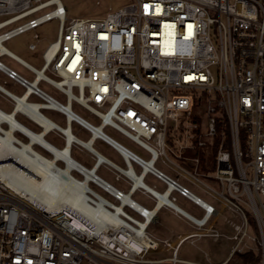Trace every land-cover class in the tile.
<instances>
[{
	"label": "built area",
	"instance_id": "2783aa9c",
	"mask_svg": "<svg viewBox=\"0 0 264 264\" xmlns=\"http://www.w3.org/2000/svg\"><path fill=\"white\" fill-rule=\"evenodd\" d=\"M52 20L59 21L58 37L42 53L41 69L2 51L6 41ZM4 56L34 74L29 81L0 60V70L26 89L37 81L30 96L54 100L39 88L49 83L67 103L101 120L96 125L74 112L91 134L124 149L141 173L173 185L203 215L185 216L197 231L179 236L175 245L146 230L147 241L128 214L121 217L134 227H95L71 212L58 217L31 206L0 182V264H201L178 252L186 241L204 238L235 243L221 264L243 254L264 264V0H133L104 17L70 20L62 0H0ZM107 127L149 159L108 135ZM186 184L241 223L227 218L230 234L205 228L217 210L202 206ZM121 194L112 197L118 201ZM160 242L173 255L151 260Z\"/></svg>",
	"mask_w": 264,
	"mask_h": 264
},
{
	"label": "bare ground",
	"instance_id": "6f19581e",
	"mask_svg": "<svg viewBox=\"0 0 264 264\" xmlns=\"http://www.w3.org/2000/svg\"><path fill=\"white\" fill-rule=\"evenodd\" d=\"M2 51L9 53L4 46H2ZM35 86H37V81L31 82L23 97H15L17 102L14 112L7 113L0 109V182L4 186L15 195L17 194L19 198L30 203L31 206L45 209L58 217L64 216L66 212H71L74 218L83 216L95 227H134L121 217L122 214H128L124 210L127 207L135 213H139L140 217L143 218L140 221L129 216L137 223V228L141 227L137 231L144 235L147 241L150 236L146 230L156 218V207H169L176 209L181 215L191 216L178 207L169 197L175 192L173 185L169 184L165 193L162 192L161 194L148 187L143 181V175L146 174L147 170L137 175L134 163L129 159L124 149H115L111 146L122 157L125 156L128 162V166L125 165L126 168H121L109 162L108 158L94 148L97 132L91 134L90 140L86 142L77 138L72 132L71 124L76 122L85 129L88 127L83 119H75V111L72 109L71 103L63 104L56 99L39 103L27 101V98L34 92ZM44 98L47 97L44 96ZM44 109L60 112L67 119L68 126L63 128L47 118L42 113ZM16 112H21L26 117H30L43 131L34 132L28 129L17 120ZM3 124L7 125V128H3ZM50 131H58L65 137V147L57 148L46 140L45 136ZM18 132L25 135L28 142L18 139L15 135ZM74 144L96 155L93 168L84 167L72 157V145ZM34 145L45 148L52 158L48 159V157L40 154L35 150ZM58 161L63 162L64 167H60L57 164ZM102 163L124 176H131L133 182L131 191L125 193L99 177L96 170ZM128 167H130L129 170ZM74 171L81 174L83 179L78 180L72 174ZM91 184L99 187L111 197H116L122 193L118 200L119 205L110 202L105 196L93 189ZM136 191H146L145 194L154 199L156 203L154 210H149L132 199V194ZM202 201L200 200L199 203L207 207L208 204ZM77 218L76 220H78ZM203 222L202 220L199 221L200 224Z\"/></svg>",
	"mask_w": 264,
	"mask_h": 264
},
{
	"label": "rangeland",
	"instance_id": "374dc122",
	"mask_svg": "<svg viewBox=\"0 0 264 264\" xmlns=\"http://www.w3.org/2000/svg\"><path fill=\"white\" fill-rule=\"evenodd\" d=\"M133 0H62L64 6L67 8V19H75V18H96V17H104L108 12H116L118 9L129 5L132 3ZM58 31H59V21L58 20H52L50 22H47L46 24L40 26L38 29L34 31L27 32L25 34L19 35L17 37H14L13 39H10L6 41L3 46L12 52L14 55L18 56L19 58H22L25 62L32 65L36 69H41V67L44 64V60L42 57V53L50 45V43L55 42L58 37ZM37 34L39 36V39H36L34 36ZM36 44L38 45L37 50L32 51L29 49L30 44ZM3 63H5L8 67H11L18 71V73L24 77H26L29 81L34 80V74L30 71H28L25 67H23L21 64L15 62L11 58L5 56L0 59ZM48 77H52L53 80H58L57 77L50 74V72L46 73ZM0 84L5 85L6 88L13 91L15 94L21 96L25 89L21 86H19L14 81L10 80L5 74L0 72ZM39 88L51 95L53 98H55L60 103L66 104V97L56 88L51 86L49 83L45 81H41L39 83ZM30 102H43L38 97L32 96L29 98ZM13 106L10 104L6 96L2 95L0 96V109H2L4 112L10 113ZM72 109L84 117L85 119L91 121L92 123L98 125L101 120H99L96 116L92 115L90 112H88L86 109L81 107L80 105L73 103ZM197 111H204L203 107H200L199 99L197 101ZM42 113L47 117L50 118L52 121L57 123L59 126L65 128L66 127V120L65 117L60 114L57 111L53 110H42ZM18 121H20L22 124L26 125L29 128L34 129V132H40V128L36 127L35 124H32L26 117L18 115L17 116ZM65 126V127H64ZM3 128H7V125L3 124ZM72 132L75 134L76 137H78L82 141H87L90 138V132L83 127L79 126L76 122H73L72 125ZM105 132L121 142L126 147L132 149L133 151L137 152L138 155L149 159V154L143 149L140 148L139 145L128 139L126 136L122 135L118 131L114 130L111 127H107L105 129ZM18 139H20L23 142H28V139L22 135V133L18 132L15 134ZM46 140L49 141L52 145H54L57 148H63L66 141L65 137H63L58 131H53L50 134L45 136ZM95 148L102 153L103 155L110 158L112 161L117 162L119 165L125 167V163L120 159L119 155L117 154V151L112 149L109 145H107L105 142L101 140H97L94 143ZM35 150H37L40 154H42L45 157L52 158L51 154L44 150V148L40 147L39 145L34 146ZM211 156L214 155L211 152ZM72 157L76 159V161H79L83 165H86V167L90 168L93 166L94 159L96 158L93 154H91L88 150H86L83 147H79L78 145H74L72 148ZM57 164H59L60 167H64V163L61 161H58ZM158 167H161V163L157 164ZM136 171L139 172L140 167L138 165H135ZM112 172L116 175L117 179L122 181L124 179V176L117 175L115 170L112 169ZM112 173V174H113ZM75 177L78 178V180L83 179L82 175L79 174L77 171H74L72 173ZM109 173L105 168H101L98 171V175L104 178L105 180L109 181L110 184L117 187L118 189H122L121 183L115 181L114 175ZM208 183H212L213 181L211 179L206 180ZM148 185L153 186L157 185L159 190L164 189V185L154 179L152 176L147 177L145 181ZM91 187L95 189L98 193L105 196L109 201L118 204V201H116L113 197L108 194H106L103 190H101L99 187L95 186L94 184H91ZM219 188V186H218ZM193 191L200 196L201 198L205 199L206 201H209L215 206L220 209V216L219 217H213L209 223L205 226V228H212L220 230L225 233H229L228 227L225 226L224 219L226 217H230L231 219L235 220L238 223H241L233 214L229 213L226 209L220 206L218 202H216L214 199L206 196L203 192L193 189ZM137 202L143 205L144 207L148 209L154 208L155 201L153 198H151L148 194H144L141 191H137L134 194L133 197ZM179 200L176 201L177 205L183 209H185L187 212L195 215L197 218H201L203 215V210L199 208L197 205L193 204L186 198L179 197ZM138 203V204H139ZM130 216L133 218L142 221L143 218L138 215V213H135L129 208L124 209ZM158 217L160 218L159 223H155L156 219L153 221V223L147 228V233L151 235L152 237L158 238L159 240L163 239H169V241L172 244H176L178 242V235L185 236L191 233L196 232L197 230L187 226L184 222H182L178 217H176L172 210L170 208H163L159 214ZM250 222L252 225H254L252 218L250 217ZM230 234V233H229ZM235 243L233 241H228L227 239H223L219 242L213 241L211 238H204V239H194V242L186 241L182 244V246L179 249L178 257L182 260L186 261H192L197 262L201 264H221L227 261L229 258L231 251L234 247ZM173 255V250H169L166 248V244L163 242H160V248L157 251H152L149 253L148 258L152 259H164L169 258ZM239 259V256H236L234 258V261L231 264H236Z\"/></svg>",
	"mask_w": 264,
	"mask_h": 264
},
{
	"label": "crops",
	"instance_id": "0c3cea01",
	"mask_svg": "<svg viewBox=\"0 0 264 264\" xmlns=\"http://www.w3.org/2000/svg\"><path fill=\"white\" fill-rule=\"evenodd\" d=\"M7 50V49H6ZM9 51V50H8ZM10 52V51H9ZM11 54H13L12 52H10ZM14 55V54H13ZM5 57V56H4ZM5 66H7V65H5ZM8 67V66H7ZM8 68H10V69H12V70H14V71H16L15 69H13V68H11V67H8ZM29 71V70H28ZM0 72H2L3 74H5L10 80H12V81H14L15 83H17L19 86H21L17 81H15L14 79H11L8 75H7V73L6 72H3V71H1L0 70ZM17 73H18V71H17ZM19 74V73H18ZM20 75V74H19ZM22 76V75H21ZM24 77V76H23ZM26 78V77H25ZM27 79V78H26ZM21 87H23V86H21ZM24 89H25V91H24V93L21 95V96H19V95H17V94H15L13 91H11L10 89H8V88H6L5 87V85H2V84H0V96H2V95H4V96H6V99H7V101L10 103V104H12V106H13V108H12V110H11V112L10 113H12V112H14L15 111V108H16V101H15V97H23V95L26 93V88L25 87H23ZM45 92V91H44ZM48 94V93H47ZM32 96H29L27 99V101H29V98H31ZM30 102V101H29ZM36 103H39V102H36ZM46 110V109H45ZM60 113V112H59ZM61 114V113H60ZM18 115H21V116H24V117H26L24 114H22L21 112H16L15 113V117L17 118V116ZM65 117V116H64ZM32 124H35V126L36 127H38V128H40V132L41 131H43V129H41V127L37 124V123H35V121H33V120H31L30 119V117H26ZM18 120V119H17ZM66 120V127L68 126V123H67V119H65ZM72 125H73V123L71 124V129L73 128L72 127ZM79 125V124H78ZM26 126V125H25ZM80 126V125H79ZM27 127V126H26ZM65 127V126H64ZM28 129H30V130H33L34 131V129H32V128H29V127H27ZM85 129V128H84ZM73 130V129H72ZM87 130V129H86ZM51 132H53V131H50V133ZM49 132L46 134V135H48V134H50ZM23 135V134H22ZM25 136V135H24ZM91 133H90V138H91ZM78 138V137H77ZM90 138H89V140H90ZM89 140H87V141H89ZM97 140H99V139H97ZM96 140V141H97ZM66 141V140H65ZM102 141V140H101ZM104 142V141H103ZM95 143V142H94ZM66 144V143H65ZM107 144V143H106ZM75 145V144H74ZM74 145H72V148H73V146ZM108 145V144H107ZM35 146V145H34ZM64 147H65V145H64ZM111 147V146H110ZM94 148H95V146H94ZM112 148V147H111ZM96 149V148H95ZM113 149V148H112ZM44 150H45V148H44ZM97 150V149H96ZM89 151V150H88ZM98 151V150H97ZM99 152V151H98ZM91 153V152H90ZM100 153V152H99ZM91 154H93V153H91ZM100 154H102V153H100ZM117 154L119 155V157H120V159L125 163V165H126V162H125V160H124V158L118 153V151H117ZM94 155V154H93ZM103 155V154H102ZM95 157H96V155H94ZM103 156H105V155H103ZM106 158H108L107 156H105ZM109 159V162H111V163H113V164H115V165H117L118 167H121V168H126V167H123V166H121V165H119L117 162H115V161H112L110 158H108ZM76 160V159H75ZM77 162H79V161H77ZM95 162H96V158L94 159V163H93V166H91L90 168H88V167H86V165H84V167H86V168H88V169H91V168H93L94 166H95ZM80 163V162H79ZM81 165H83L82 163H80ZM101 168H105L109 173H113L112 172V168L111 167H109V166H104L103 165V163L102 164H100L98 167H97V170H96V173L98 174V171L101 169ZM136 168V167H135ZM135 172H136V174L137 175H139L140 173H141V169L139 170V172H137L136 171V169H135ZM117 175H121L122 176V174H120V173H118V172H115ZM112 175H114V178H115V181H117V182H119V183H121V188L122 189H120V190H122V191H124L125 193H128V192H130L131 191V189L133 188V182H131V181H128L125 177H124V179L122 180V181H120V180H118L117 179V177H116V175L113 173ZM99 176V175H98ZM149 176H152L154 179H156L157 181H159L160 183H162L165 187H164V189L163 190H159L158 189V186L155 184V185H153V186H150V185H148L145 181H146V179H147V177H149ZM99 177H101V176H99ZM102 178V177H101ZM103 180H105L104 178H102ZM105 181H107V180H105ZM107 182H109V181H107ZM144 183L148 186V187H150V188H152V189H154V190H156V191H160V192H163V191H165L166 189H167V185L164 183V182H162V181H160L159 179H157L154 175H152V174H147V175H145V177H144ZM110 184V183H109ZM112 185V184H111ZM186 186L187 187H189L190 189H191V191L193 192V193H195L194 191H193V189H197L196 187H191V186H189L188 184H186ZM197 190H199V189H197ZM199 191H201V190H199ZM137 192V191H136ZM136 192H134L133 194H132V199L133 200H135L133 197H134V194L136 193ZM142 192V191H141ZM201 192H203V191H201ZM142 193H144V192H142ZM204 193V192H203ZM145 194V193H144ZM196 194V193H195ZM206 196H208V197H210L208 194H206V193H204ZM172 196L173 197H175L177 200H179L178 198L179 197H182V198H184V196H182V195H180L178 192H173L172 193ZM200 197V196H199ZM186 198V197H185ZM184 198V199H185ZM201 198V197H200ZM210 198H212V197H210ZM187 200H189L190 202H192L190 199H188V198H186ZM213 199V198H212ZM176 200V201H177ZM201 200H203L202 202H205V203H208V204H211V205H213V206H215V204H213V203H211V202H209V201H206L205 199H203V198H201ZM215 200V199H214ZM136 201V200H135ZM216 201V200H215ZM137 202V201H136ZM217 202V201H216ZM137 203H139V202H137ZM176 203V202H175ZM193 203V202H192ZM140 204V203H139ZM194 204V203H193ZM141 205V204H140ZM176 205H177V203H176ZM143 206V205H142ZM178 206V205H177ZM220 206L222 207V205L220 204ZM144 207V206H143ZM156 207V203L154 204V208ZM179 207V206H178ZM199 207V206H198ZM146 208V207H145ZM154 208H152V209H149V210H154ZM164 207H162V208H160V207H156V209H157V212H156V221H155V223H159V220H160V218L158 217V214H159V212L163 209ZM166 208V207H165ZM167 208H169V207H167ZM181 208V207H180ZM199 208H201V207H199ZM224 208V207H223ZM148 209V208H147ZM155 209V210H156ZM183 211H185L187 214H189V215H193V214H191V213H189V212H187L185 209H183V208H181ZM215 209L217 210V212H216V214H215V216L214 217H219L220 216V209H218L216 206H215ZM225 209V208H224ZM170 210H172V212H173V214L176 216V217H178L182 222H184L187 226H189V227H191L190 226V224L188 223V221L185 219V216L184 215H181V214H179V213H176L175 211H174V209H172V208H170ZM201 210H203L202 208H201ZM195 216V215H194ZM213 218V217H212ZM211 218V219H212ZM227 218H229V217H226L225 219H224V223H225V226L226 227H228V225L226 224V219ZM210 219V220H211ZM210 220H209V222H210ZM208 222V223H209ZM153 223V222H152ZM151 223V224H152ZM151 224H149L148 225V227L151 225ZM210 227H212V226H210ZM220 231V230H219ZM179 236H181V235H178V237ZM155 238V237H154ZM155 239H158V238H155ZM159 240V239H158ZM163 240H167V239H163ZM169 240V239H168ZM167 240V241H168Z\"/></svg>",
	"mask_w": 264,
	"mask_h": 264
},
{
	"label": "trees",
	"instance_id": "16d2710c",
	"mask_svg": "<svg viewBox=\"0 0 264 264\" xmlns=\"http://www.w3.org/2000/svg\"><path fill=\"white\" fill-rule=\"evenodd\" d=\"M234 260H232L229 264H231ZM239 262L236 264H258L257 259L252 254H243L239 256Z\"/></svg>",
	"mask_w": 264,
	"mask_h": 264
}]
</instances>
